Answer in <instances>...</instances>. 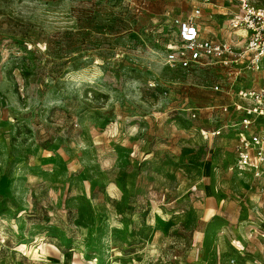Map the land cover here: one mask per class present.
Returning a JSON list of instances; mask_svg holds the SVG:
<instances>
[{
    "label": "rangeland",
    "instance_id": "1",
    "mask_svg": "<svg viewBox=\"0 0 264 264\" xmlns=\"http://www.w3.org/2000/svg\"><path fill=\"white\" fill-rule=\"evenodd\" d=\"M200 1L0 0V264L264 259L227 71L162 62Z\"/></svg>",
    "mask_w": 264,
    "mask_h": 264
},
{
    "label": "built area",
    "instance_id": "2",
    "mask_svg": "<svg viewBox=\"0 0 264 264\" xmlns=\"http://www.w3.org/2000/svg\"><path fill=\"white\" fill-rule=\"evenodd\" d=\"M214 9L224 10L219 20ZM214 20L216 27L210 29ZM166 22L170 31L161 38L165 66L189 70L217 65L227 71L228 85L216 84L214 89L234 99L219 109L222 114H242L235 124L234 162L228 169L264 178V0H201L189 14H172ZM200 133L213 138L222 131L201 129ZM258 215L262 226L255 233L264 252V199ZM237 251L229 264H264L261 256L249 258L243 248Z\"/></svg>",
    "mask_w": 264,
    "mask_h": 264
},
{
    "label": "crops",
    "instance_id": "3",
    "mask_svg": "<svg viewBox=\"0 0 264 264\" xmlns=\"http://www.w3.org/2000/svg\"><path fill=\"white\" fill-rule=\"evenodd\" d=\"M207 11L209 12L210 10L208 9ZM213 11H215L217 13V15H216V19L217 20H219L220 18H222L219 13L223 12L224 11L223 9H214ZM209 27H210V29H214L216 27V20L210 22ZM229 97H230V101L228 103H222L220 105L230 104L233 101L234 98H232V96H230V95H229ZM220 105H215V106H212V107H214L213 109L216 108L220 112V114H222L221 111H220V109H219V106Z\"/></svg>",
    "mask_w": 264,
    "mask_h": 264
}]
</instances>
